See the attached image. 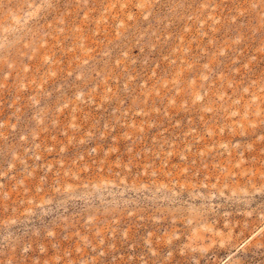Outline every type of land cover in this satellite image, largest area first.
Segmentation results:
<instances>
[{
	"label": "rangeland",
	"instance_id": "rangeland-1",
	"mask_svg": "<svg viewBox=\"0 0 264 264\" xmlns=\"http://www.w3.org/2000/svg\"><path fill=\"white\" fill-rule=\"evenodd\" d=\"M0 264H264V0H0Z\"/></svg>",
	"mask_w": 264,
	"mask_h": 264
}]
</instances>
